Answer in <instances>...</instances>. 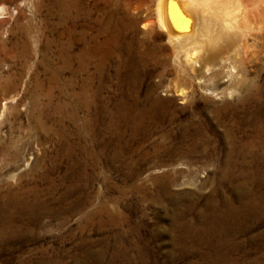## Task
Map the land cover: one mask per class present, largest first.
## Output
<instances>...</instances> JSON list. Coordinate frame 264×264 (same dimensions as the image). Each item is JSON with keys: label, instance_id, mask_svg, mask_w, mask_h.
<instances>
[{"label": "rangeland", "instance_id": "374dc122", "mask_svg": "<svg viewBox=\"0 0 264 264\" xmlns=\"http://www.w3.org/2000/svg\"><path fill=\"white\" fill-rule=\"evenodd\" d=\"M158 2L83 0L90 12L78 18L76 36L97 34L110 9L117 25L121 16L137 21L120 34L123 42L141 52L155 42L163 47L141 64L137 86L119 83L111 62L101 76L93 60L73 74V85L54 87L50 102L43 87L36 114L51 127L45 131L31 118V80L60 64L54 0H0V69L24 73L0 119V137L20 151L7 182L9 189L39 187L37 199L18 205L17 226L0 234V264H264V147L253 144L254 106L228 96L226 80L213 93L172 64H155L172 53L157 24ZM81 94L114 112L119 102L136 106L131 117L95 119ZM87 133L82 153L79 138Z\"/></svg>", "mask_w": 264, "mask_h": 264}, {"label": "bare ground", "instance_id": "6f19581e", "mask_svg": "<svg viewBox=\"0 0 264 264\" xmlns=\"http://www.w3.org/2000/svg\"><path fill=\"white\" fill-rule=\"evenodd\" d=\"M157 1H159L156 6L157 24L162 31L161 34L166 36L172 53L166 58L154 56L155 64L163 66L172 64L178 73L193 75L205 84L207 91L213 93L216 90L215 84L223 80L228 81L226 91L228 96L242 95L244 102L253 104L251 117L259 120L257 133L254 136L257 140H254L253 144L259 143L264 147V0H237L233 4L228 3L227 0ZM53 10L58 12L53 28L56 30L59 28V31L52 43L57 47L56 56L60 64L54 62L52 71L49 74L45 71L48 74L45 79L35 72L31 80L33 83L31 118L37 129L43 128L45 131H50L51 127L43 125L36 114L41 101L39 92L43 87L46 86L45 94L50 102L53 99L54 87L73 85L75 81L73 74L88 69L93 60L98 61L95 69L101 76H104L111 62L115 64L119 83L125 81L127 84L133 83L137 86L142 76L141 64L153 62L151 58L155 50L163 47L161 43L155 42L153 48L141 52L123 42L120 34L126 26L137 29V21L133 19L127 21L121 16L118 26L115 22V12L110 9L106 8L109 19L104 27L91 37H87L82 29L76 36L78 18L83 13L89 16L90 12L84 7L83 0H54ZM4 11L5 7L2 6L0 14ZM117 26L114 33L108 35L111 28ZM101 34H105L104 39H100ZM62 37H66L67 40L63 42ZM251 38L252 43L249 42ZM78 43H82L79 50L76 49ZM27 44L24 43V50H28ZM250 46H254L251 52ZM150 51L152 52L147 55ZM75 64H77L76 69H74ZM67 72L70 73L69 77L65 76ZM252 72H255L254 76H250ZM163 73L162 71L159 75ZM23 76L24 73L17 75L0 69L1 120L9 110V99H16L12 93L17 92ZM93 80V76L89 75L88 83L91 84ZM82 92L87 93L88 89L83 87ZM79 99L81 106L92 112V117L95 119L131 117L136 106L134 100H131L129 105L119 102L117 111L114 112L107 107L98 106L93 95L82 99L81 94ZM70 117L76 120L79 115L75 112ZM90 123V120H86L83 127ZM89 135L90 133L80 135L82 153L87 150L86 140ZM64 140L60 137L59 146L66 153H72L75 148L66 144ZM19 153L17 149L11 150L6 139L0 137V193L4 190L0 196V234L9 231L13 225L17 226L18 205H21L19 208L21 210L28 204L30 196L35 199L39 197L37 184L23 185L18 190L9 189L7 169L11 164L10 161H15L19 157ZM2 238L0 236V240Z\"/></svg>", "mask_w": 264, "mask_h": 264}]
</instances>
